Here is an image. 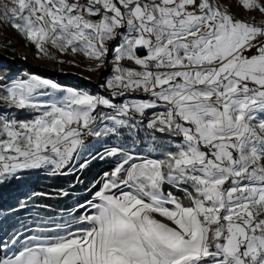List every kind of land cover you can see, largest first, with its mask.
<instances>
[{"label": "snow or ice", "instance_id": "snow-or-ice-1", "mask_svg": "<svg viewBox=\"0 0 264 264\" xmlns=\"http://www.w3.org/2000/svg\"><path fill=\"white\" fill-rule=\"evenodd\" d=\"M238 3L264 17V0ZM0 26L44 56L113 64L110 97L0 76V182L121 141L92 157L117 160L93 198L0 240V264H264V19L221 0H7Z\"/></svg>", "mask_w": 264, "mask_h": 264}, {"label": "trees", "instance_id": "trees-1", "mask_svg": "<svg viewBox=\"0 0 264 264\" xmlns=\"http://www.w3.org/2000/svg\"><path fill=\"white\" fill-rule=\"evenodd\" d=\"M0 64H3L0 65V76L13 75L23 70L51 79L62 86L86 90L92 94L96 91L95 85L71 74L32 67L23 61L7 62L1 57ZM157 137L158 142L169 144L166 139ZM138 141L144 142V145H147L146 142L150 144L149 133L141 130ZM97 149H92V155L99 151ZM112 164L111 158L96 157L89 160L85 168H78L71 173L52 174L50 167L28 169L0 182V240L8 241L15 232L23 233L31 226L37 227L42 221L51 219L62 222L61 216L63 220H68L69 212L93 197L102 173L109 171ZM81 210L74 214L79 216Z\"/></svg>", "mask_w": 264, "mask_h": 264}, {"label": "rangeland", "instance_id": "rangeland-1", "mask_svg": "<svg viewBox=\"0 0 264 264\" xmlns=\"http://www.w3.org/2000/svg\"><path fill=\"white\" fill-rule=\"evenodd\" d=\"M4 3H7V0H0V5H3ZM221 3L230 7L231 12L236 15L239 18L244 19H251L253 16H255L256 21H261L264 19V17H261L259 13H253L244 10L238 3V0H221ZM53 51V57L50 58L47 56H44L40 54L34 46L31 44H28L19 34H17L13 29L10 27L0 26V57L7 62H12L14 60L24 62L29 66L32 67H39V68H45V69H52L53 71L59 73V74H71L76 77H80L86 81H89L93 85H95V93H89L88 91H83L79 89H75L68 86H62L63 89H73L77 91H83L88 92L92 95H103L106 97H110L111 90L107 89L104 85L106 84V81L110 79L113 75L112 72V56L110 55L108 57L107 66L104 68H97L96 62L93 60L88 59L87 57L83 55H70V54H59L56 53L55 50ZM3 65V64H0ZM34 74L25 73V71H16L13 75H7L5 77H11L13 79L16 78H28L29 76ZM43 78V77H41ZM47 79V78H45ZM51 80V79H50ZM53 81V80H52ZM55 82V81H54ZM60 85V84H59ZM135 95H142V94H135ZM122 97H115L113 99V102L119 105L122 102ZM105 111H110L108 109H105ZM19 118L21 119H29L31 118L34 113H30L29 111H17L15 113ZM150 118V116H149ZM139 119V117H137ZM160 136V135H158ZM167 141L170 140L168 137L160 136ZM121 141L116 140L115 138H105L103 141H97L96 139H90L89 145H90V151L92 153V149L99 150L101 153L103 152V149L105 147H110V145L118 144ZM130 143V142H129ZM147 145H144L143 143L137 142L136 151L140 152L142 154H147L148 152V144L149 142H146ZM93 155H88L85 153L82 157H80L72 166L71 169H65L64 173H71L75 171L76 169L80 168L78 165L79 163H83L85 159L88 161L92 159ZM105 158H111L112 159V168L115 166L117 160L114 157H105ZM112 168L109 171L112 170ZM28 170V169H27ZM25 171V170H22ZM105 173V172H104ZM104 173H102L100 180L98 181V188L96 191L99 190V188L102 185L103 179H104ZM93 197H91L88 200H91ZM86 200V201H88ZM85 203V202H84ZM83 203V204H84ZM83 210H81L80 215L82 214ZM47 221V220H46ZM36 227L31 226L30 228L26 229L22 234L25 236L31 235L33 230ZM17 233V232H15ZM14 233V234H15ZM12 236V235H11ZM10 236V237H11ZM10 248L12 246L10 245ZM16 248H19V244L15 246V248H12V251H15ZM3 254V253H2ZM1 254V255H2Z\"/></svg>", "mask_w": 264, "mask_h": 264}, {"label": "water", "instance_id": "water-1", "mask_svg": "<svg viewBox=\"0 0 264 264\" xmlns=\"http://www.w3.org/2000/svg\"><path fill=\"white\" fill-rule=\"evenodd\" d=\"M157 135H160L159 133H157ZM161 136V135H160Z\"/></svg>", "mask_w": 264, "mask_h": 264}]
</instances>
